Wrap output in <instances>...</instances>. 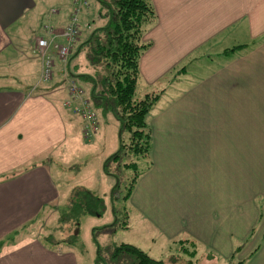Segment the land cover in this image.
Returning a JSON list of instances; mask_svg holds the SVG:
<instances>
[{
	"label": "crops",
	"instance_id": "1",
	"mask_svg": "<svg viewBox=\"0 0 264 264\" xmlns=\"http://www.w3.org/2000/svg\"><path fill=\"white\" fill-rule=\"evenodd\" d=\"M152 2L137 94H159L148 117L153 165L130 209L168 245L193 238L226 258L261 211L249 255L264 236V0ZM72 10L73 0H0V264H79L38 228L85 185L67 166L94 144L118 139L110 155L120 147L112 115L86 140L84 119L65 106L64 62L42 79L35 39L47 25L61 31ZM75 64L86 69V58L69 59L68 72ZM249 264H264V241Z\"/></svg>",
	"mask_w": 264,
	"mask_h": 264
},
{
	"label": "trees",
	"instance_id": "2",
	"mask_svg": "<svg viewBox=\"0 0 264 264\" xmlns=\"http://www.w3.org/2000/svg\"><path fill=\"white\" fill-rule=\"evenodd\" d=\"M93 1V11L89 10L90 2L89 7L83 11L87 12L84 21L89 31L82 34L80 29L79 40L70 57V61L79 56L86 58L85 67L88 71L80 70L81 67L75 64L69 65V74L84 86L88 85L87 92L100 116L112 115L121 131L119 149L104 164L106 175L115 181L110 190L114 221L94 229L96 240V230L110 232L128 225V210L117 204L128 202L138 179L152 164V129L148 117L159 94H146L143 97L137 94L140 60L151 45L144 40L145 27L157 17L152 0ZM116 166L132 170L133 175L121 177L113 170ZM107 209L103 198L94 195L84 186H78L70 195L65 208L58 210V222L75 227L76 232L72 233L75 236L79 221L85 215L101 216ZM119 213H123L122 222H119ZM51 235L44 236L48 244ZM65 240L62 238L59 242ZM258 249L259 246L250 253L249 258ZM105 257L99 246L98 264H109L105 262ZM110 257L114 264H165L163 260L154 259L138 246L128 243L114 247ZM178 264H195V261L189 259L187 263ZM235 264L244 262L240 260Z\"/></svg>",
	"mask_w": 264,
	"mask_h": 264
},
{
	"label": "rangeland",
	"instance_id": "3",
	"mask_svg": "<svg viewBox=\"0 0 264 264\" xmlns=\"http://www.w3.org/2000/svg\"><path fill=\"white\" fill-rule=\"evenodd\" d=\"M89 2L90 10L93 11L95 2L93 0H89ZM86 16L87 12L81 13L80 29L82 34L88 33L89 31L86 27V22L84 21ZM81 70L86 71L83 68ZM78 84H82L84 86V84L79 80ZM109 124L116 130L117 125L115 122ZM106 126H108V123L105 122L103 124V128H105ZM117 141L118 139L114 140V143L112 144H110L109 142H101L98 145L94 144L92 151L80 148L79 151H86L87 153H89L86 156H89L90 158L84 161H76L75 163H73L74 165L70 164L69 166H67V173L70 172L71 174L72 172H76L75 177H78V179H83L85 182L84 186H86V188H88L90 192H92L96 196L103 198L105 204H107L108 206V209L101 216L85 215L79 221L80 224L77 226L78 232L75 236L72 235L73 232H76L75 227H73L71 224H68L69 226H65L64 224L66 223H60V221L58 222V211H53V214L55 213V216H52L50 220L46 216H44V219H42V221H44H41L43 225L41 224L39 226V230L37 232H39L38 235L42 234L45 237L52 233V238L49 242L50 248L54 250L60 249V251L62 252H75L77 254L79 264H98L97 258L99 246L101 247V252L106 256L104 258L105 262L114 264V261L110 257L111 250L122 243L136 245L154 259L163 260L165 264L187 263V260L189 259L195 261V264H235L240 260L243 261L244 264H249L250 254L247 255L245 254V252L251 245L250 241L256 234V231L260 228L259 225H261L262 223L263 212L261 211L259 220L256 223L254 229L244 240H238V238L236 239L234 252L228 258L224 257L223 254L217 252L216 250H212L211 247L209 250L208 248H206V245L198 242L193 238H189L187 242L183 243H180L179 240H177L174 242H170V244L168 245V242L164 238L159 236L153 229L147 226V224L142 220L137 212L130 209L131 207L129 201L127 203L122 201L121 203L117 204L120 208L123 209L125 207L128 210L127 227L118 228L110 232L96 230V242L93 235L94 229L112 224L114 221V215L111 211L112 206L110 203L109 190L105 181L108 176L106 175L104 170V159L108 155L110 156V153L117 149ZM150 160L152 162L150 166L151 168L153 165L152 148L150 152ZM141 167L142 166H140V168ZM150 168L146 172H148ZM113 170L115 171V173L120 174L121 177H123V175H133L132 170L124 169V167L119 168L118 166H116V169L113 168ZM67 173L64 172V174ZM114 184L115 181L113 180V185ZM122 217L123 213H119V222H122ZM62 238L66 240L63 242H59V240H61ZM258 240L260 241L257 246L260 247L262 242L264 241V236L258 238Z\"/></svg>",
	"mask_w": 264,
	"mask_h": 264
},
{
	"label": "built area",
	"instance_id": "4",
	"mask_svg": "<svg viewBox=\"0 0 264 264\" xmlns=\"http://www.w3.org/2000/svg\"><path fill=\"white\" fill-rule=\"evenodd\" d=\"M88 7L89 0H73V10L64 28L57 31L53 26L47 25L46 34L35 39L34 50L43 59L42 79L45 82H49L54 77L56 58L65 63L64 73L68 78L69 89L65 106L84 119V136L86 140H91L98 132L100 114L86 88L78 84V80L72 77L66 68V63L79 40L80 15Z\"/></svg>",
	"mask_w": 264,
	"mask_h": 264
},
{
	"label": "water",
	"instance_id": "5",
	"mask_svg": "<svg viewBox=\"0 0 264 264\" xmlns=\"http://www.w3.org/2000/svg\"><path fill=\"white\" fill-rule=\"evenodd\" d=\"M120 134H121V131H120ZM120 136V135H119Z\"/></svg>",
	"mask_w": 264,
	"mask_h": 264
}]
</instances>
